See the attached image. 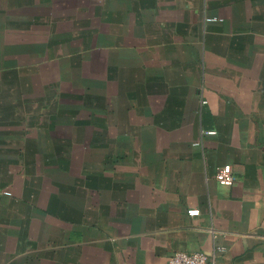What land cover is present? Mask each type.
Returning a JSON list of instances; mask_svg holds the SVG:
<instances>
[{"label":"crops","instance_id":"obj_1","mask_svg":"<svg viewBox=\"0 0 264 264\" xmlns=\"http://www.w3.org/2000/svg\"><path fill=\"white\" fill-rule=\"evenodd\" d=\"M178 250L264 264V0H0V264Z\"/></svg>","mask_w":264,"mask_h":264},{"label":"built area","instance_id":"obj_2","mask_svg":"<svg viewBox=\"0 0 264 264\" xmlns=\"http://www.w3.org/2000/svg\"><path fill=\"white\" fill-rule=\"evenodd\" d=\"M209 20L215 21L217 18H210ZM214 131H206L207 134H211ZM215 178L218 183L222 185H231L235 181L232 166L230 164H223L217 167L215 172ZM189 215H197L199 209H189ZM167 264H209V258L206 253L202 251L186 252V251H174L167 258Z\"/></svg>","mask_w":264,"mask_h":264}]
</instances>
